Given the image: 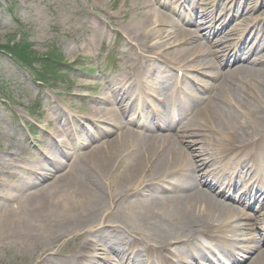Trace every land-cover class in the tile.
Returning a JSON list of instances; mask_svg holds the SVG:
<instances>
[{
    "label": "bare ground",
    "instance_id": "bare-ground-1",
    "mask_svg": "<svg viewBox=\"0 0 264 264\" xmlns=\"http://www.w3.org/2000/svg\"><path fill=\"white\" fill-rule=\"evenodd\" d=\"M245 1L230 2L232 9L223 8L218 20L214 10L203 13L197 32L188 26L196 22V12L183 21H173L154 7L156 0H144L140 10L146 11L139 13L138 24L133 20L127 31L133 44L129 50H136L134 74H121L114 86L106 87L110 95L104 102L116 103L122 89L148 82L143 52L155 50V58L173 67L179 63L178 48H182L186 64L177 66L178 71L193 70L201 77H193L188 91H157L167 97L164 111H175L172 119L159 111L162 119L152 126L147 117L156 121L158 113L150 107L148 114L130 120L123 118L126 111L109 110L103 122L112 127L101 130L106 136L88 132L91 139L77 140L87 150L73 156L67 171L55 174L56 167L37 165L45 178L52 177L46 187L56 185L45 191V186L40 187L24 197L18 190L19 204L2 221L5 231L22 230V238L32 244L50 245L72 227L82 231L108 211L107 227L96 230L109 232L101 239L103 247L90 245L92 230H86L80 242L67 250L64 245H57L54 252L44 249L37 264H58L52 258L63 256L64 251L69 264L90 263L94 249L115 255L103 264H174L173 259L180 262L183 254L207 264H239L241 259H247V264H264V223L252 225L264 217V19L250 27L255 36L244 52H236L234 63L239 64L234 68L222 71L217 62L229 56L232 44L219 48L210 41L213 35L226 34V19L246 9ZM168 25L176 35L172 42L165 39ZM239 26L234 28L239 30ZM128 78H135L134 82ZM101 111L95 103L88 114L96 116ZM172 131L182 134V139ZM212 163L215 166L210 170L207 167ZM252 203L261 212H246ZM215 228L220 231L213 236ZM29 229L36 231L32 237ZM124 233L129 237L127 245L120 241ZM210 238V244L200 240Z\"/></svg>",
    "mask_w": 264,
    "mask_h": 264
},
{
    "label": "rangeland",
    "instance_id": "rangeland-1",
    "mask_svg": "<svg viewBox=\"0 0 264 264\" xmlns=\"http://www.w3.org/2000/svg\"><path fill=\"white\" fill-rule=\"evenodd\" d=\"M182 1L156 0L154 7L173 21H183L188 18L187 14L196 12V26H188L196 28L197 32L202 26L199 22L202 21L203 13L214 10L218 20L223 8L231 10L233 6L229 5L233 0H187L185 4ZM143 4L144 0H0V47L7 51L11 49L12 57L18 61H21L18 52L20 46L29 48L31 52L30 59L21 61V64L13 61L11 56L0 53V264H37L44 249L52 248L50 250L54 252L57 245H64L67 250L80 242V235L86 230H92L88 236L90 245L98 243L102 246L95 247H103L101 239L109 232L102 234L96 229L107 225L105 217L108 211L82 231L77 229L78 226L72 227L61 239L50 245L42 241L32 244L27 235V240L22 238V230L7 232L2 227V221L6 218V212L19 204L15 198L18 190L24 197L52 182V177L45 178L43 171L37 169L38 164L51 169L56 167L55 174H61L67 171L75 154L87 150L77 140H89L92 135L88 132L101 135L104 134L101 130L112 127L103 122L109 110L126 111L123 118L130 120L144 116L152 109L158 113L156 121H153V116L147 117L153 126L162 119L163 113L169 119L175 113L164 111L167 97L162 93L171 94L178 89L188 91L193 77H201L193 70L178 71L177 66L186 64L182 48H178L181 50L178 54L179 63L173 67L155 58V50L143 52L141 61L148 63L145 75L148 82L122 89L116 103H112V100L104 102L110 95L106 87L114 86L115 79L121 74H134L136 50H129L133 44L127 39V31L133 20L135 25L138 24L139 13L146 11L140 10ZM244 6L246 9L242 7L244 10L236 18L226 19L225 35L210 37V41L217 43L219 48L228 44L234 47L228 53L229 56L217 60L222 71L239 64L234 63L236 52L245 51L246 45L255 36L253 31L250 34V27L264 19L262 0H246ZM235 23L242 24V27L235 29L234 26L238 25ZM208 26L205 25L206 28ZM164 30L169 34L165 39L172 42L176 36L174 28L168 25ZM150 40V44L154 42ZM203 78L214 83L207 77ZM134 79L128 78V81L134 82ZM95 103L102 111L92 116L88 113ZM144 105L148 108L143 109ZM159 111L164 112L159 116ZM182 122L184 120L179 125ZM126 127L136 129L130 124H126ZM172 133L179 136V141L182 139V134L176 131ZM91 143L95 145L96 142ZM54 158H57L56 164H53ZM214 165L212 163L208 167ZM38 180L40 184H36ZM54 185L55 182L50 187ZM255 206L252 203L245 211L251 215L258 214L261 210L256 211ZM263 223L264 217L260 224L252 222V225H256L255 228ZM219 231L215 228L213 236L218 235ZM27 232L32 237L36 231L29 229ZM128 240L129 237L124 233L120 241L126 244ZM210 241L213 239L210 238ZM63 254L55 255L52 259L58 264H69L67 253L64 251ZM90 254H93L92 262L82 261L79 264H103L105 259L115 257L113 252L104 253V250L96 249ZM180 259V262L179 259H173L174 264H185L183 261L186 264H207L205 260L192 258L189 254H183ZM241 260L239 264L248 262L247 259Z\"/></svg>",
    "mask_w": 264,
    "mask_h": 264
},
{
    "label": "trees",
    "instance_id": "trees-1",
    "mask_svg": "<svg viewBox=\"0 0 264 264\" xmlns=\"http://www.w3.org/2000/svg\"><path fill=\"white\" fill-rule=\"evenodd\" d=\"M18 52H19L21 61L29 60L31 57V52H29V48H25L23 46H20ZM0 53H3L4 55L7 54L11 57L13 56L12 50L10 49V51H7V49L4 47H0ZM12 60L15 61L17 64H21V61L16 60L15 57H12Z\"/></svg>",
    "mask_w": 264,
    "mask_h": 264
}]
</instances>
